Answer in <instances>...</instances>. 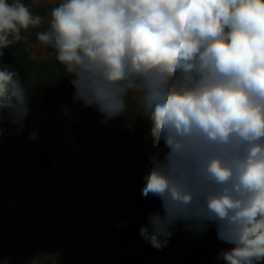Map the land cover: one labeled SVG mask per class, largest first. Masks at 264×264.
Wrapping results in <instances>:
<instances>
[{"label":"clouds","instance_id":"1","mask_svg":"<svg viewBox=\"0 0 264 264\" xmlns=\"http://www.w3.org/2000/svg\"><path fill=\"white\" fill-rule=\"evenodd\" d=\"M43 22L0 0V50ZM36 36L74 101L103 123L141 116L152 147L163 142L143 177L142 196L162 205L139 229L147 243L165 247L177 222L198 234L215 224L234 245L224 264L264 260V0H60ZM28 115L19 73L0 65V124L20 131Z\"/></svg>","mask_w":264,"mask_h":264},{"label":"trees","instance_id":"2","mask_svg":"<svg viewBox=\"0 0 264 264\" xmlns=\"http://www.w3.org/2000/svg\"><path fill=\"white\" fill-rule=\"evenodd\" d=\"M25 3L29 4L30 1L25 0ZM0 51L3 52L0 65H8L19 73L29 97V115L22 130L17 131L8 122L0 124L3 129L0 135V255L10 253L19 259L28 247L35 245L30 262L54 264L52 260L44 258L49 249L59 241H70V255L64 264H101L103 255L94 252L91 238L84 229L62 224L59 219V215L64 213L61 204L43 198L42 179L52 167V155L36 139H30L33 133L31 120L35 113L59 105L72 108L78 103L73 100L72 77L66 75L57 60L55 63L33 60L22 39ZM48 51L55 52L51 48ZM103 119L102 116L97 123L99 135L94 139L95 145L107 144L109 139L121 137L129 149L124 161H133L139 167H146L149 154H142L136 149L129 131L122 127V119L117 117L107 123H103ZM166 151L163 142L159 148H154V154L159 152L163 156ZM16 183L28 185L27 197L24 203L15 205L12 217H7L11 187ZM143 187L144 182L138 184L127 201L134 220L114 231L117 244L123 251L105 264H208L210 259L224 264L219 258L221 251L231 249L234 245L218 238L215 224H209L204 233L198 234L187 230L184 222H177L171 229L173 234L165 247L156 251L132 253L136 239L140 236L139 229L147 223L149 214L162 211L159 199L142 196ZM185 238L191 243L189 251L176 253L175 242ZM257 264H264V260Z\"/></svg>","mask_w":264,"mask_h":264},{"label":"rangeland","instance_id":"3","mask_svg":"<svg viewBox=\"0 0 264 264\" xmlns=\"http://www.w3.org/2000/svg\"><path fill=\"white\" fill-rule=\"evenodd\" d=\"M29 1L26 4L25 0H21L34 14L42 16L44 22L36 28L30 26L27 30H21L22 40L33 60L55 63V52H49L38 41L36 33L48 27L51 10L60 0ZM101 118L102 114L95 108H86L78 102L72 108L59 105L37 112L31 124L37 142L51 152L53 161L51 169L42 179L43 198L61 204L64 213L59 215L60 222L65 226L82 227L91 238L94 252L103 255L101 264H105L123 251L117 244L114 231L134 220L127 201L135 187L144 182L143 177L148 173L151 164L150 160L146 167H139L133 161L125 162L124 155L129 149L121 137L111 138L107 144L95 145L94 139L99 135L97 123ZM120 119L122 127L129 131L136 149L142 154H154L149 136V122L136 116L129 127L126 117L120 116ZM11 190L7 217H12L17 203L25 202L28 185L16 183ZM190 246L191 243L185 238L175 242L174 251L178 254L187 253ZM34 247L35 245L28 247L19 259L10 253L0 255V264H44L40 261L30 262ZM70 250V241H59L49 249L44 258L52 260L54 264H64ZM151 250L157 249L140 235L132 253ZM208 264L222 263L210 259Z\"/></svg>","mask_w":264,"mask_h":264}]
</instances>
